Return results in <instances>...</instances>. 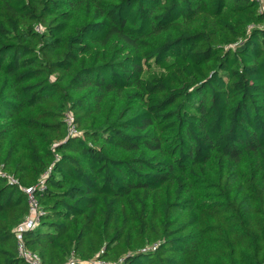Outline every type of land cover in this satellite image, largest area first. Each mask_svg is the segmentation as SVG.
I'll return each instance as SVG.
<instances>
[{
    "label": "trees",
    "instance_id": "obj_1",
    "mask_svg": "<svg viewBox=\"0 0 264 264\" xmlns=\"http://www.w3.org/2000/svg\"><path fill=\"white\" fill-rule=\"evenodd\" d=\"M23 188L41 264H264L258 3L0 0V264Z\"/></svg>",
    "mask_w": 264,
    "mask_h": 264
},
{
    "label": "built area",
    "instance_id": "obj_2",
    "mask_svg": "<svg viewBox=\"0 0 264 264\" xmlns=\"http://www.w3.org/2000/svg\"><path fill=\"white\" fill-rule=\"evenodd\" d=\"M259 5V11L264 12V0H253ZM65 120L68 125V132L69 134H76L77 130L73 122V116L70 113H67L65 116ZM4 175V173H2ZM10 181L16 182V179L13 177H9ZM43 180H40L39 187L40 189H43ZM23 190L27 193L28 195V201H29V213L25 217L24 221L18 225V227L15 229V235L17 237V242H16V248L19 257L24 259L27 264H41V258L40 256L35 252L31 251L30 249L27 248V246L24 244L22 240V235L21 231L26 228L34 227L39 220V215L42 213L41 210L38 209V204L37 201L33 197L32 189H26L23 188ZM91 264H111L109 262L103 261V260H96V261H91Z\"/></svg>",
    "mask_w": 264,
    "mask_h": 264
}]
</instances>
